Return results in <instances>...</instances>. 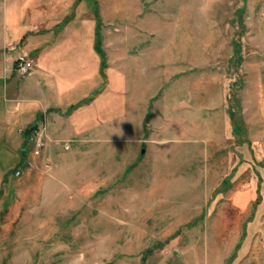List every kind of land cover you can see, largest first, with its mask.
<instances>
[{"label": "rangeland", "instance_id": "1", "mask_svg": "<svg viewBox=\"0 0 264 264\" xmlns=\"http://www.w3.org/2000/svg\"><path fill=\"white\" fill-rule=\"evenodd\" d=\"M1 1L0 264H264V0Z\"/></svg>", "mask_w": 264, "mask_h": 264}, {"label": "crops", "instance_id": "2", "mask_svg": "<svg viewBox=\"0 0 264 264\" xmlns=\"http://www.w3.org/2000/svg\"><path fill=\"white\" fill-rule=\"evenodd\" d=\"M40 0H5L1 1V5L5 8V24L10 25L11 28V36H20L23 37L24 34H30L31 36L26 37L27 43L31 41V45L36 44L37 47L31 46V54L38 53V65L37 69H34L29 72L28 76L31 78L37 79L39 74H43L44 78L42 83H39V80L36 81V89L40 94L43 91H49V95L57 98V95L60 94L63 84L61 83L62 71L57 68L62 66L64 63L63 55L58 52L61 50L60 46L54 45V41H52V37L48 34H51V13H50V4L52 1L44 0V7H48L41 9L38 8V2ZM49 1V2H47ZM49 4V5H46ZM20 26L23 27V31H20ZM8 30V29H7ZM44 45V46H43ZM46 45H53V51H47ZM39 47V48H38ZM39 50V51H38ZM49 50H52L49 49ZM50 52V53H49ZM32 60V58H31ZM19 61V60H18ZM12 62L11 68L18 62ZM9 68V69H11ZM38 99V98H37ZM41 101V100H40ZM43 103V101H41ZM52 103L47 104L44 101L43 103V112L51 108ZM42 113V112H41Z\"/></svg>", "mask_w": 264, "mask_h": 264}, {"label": "built area", "instance_id": "3", "mask_svg": "<svg viewBox=\"0 0 264 264\" xmlns=\"http://www.w3.org/2000/svg\"><path fill=\"white\" fill-rule=\"evenodd\" d=\"M32 61L30 60H19L16 64H15V71H17L18 73H21L23 75H26L30 72V70L32 69ZM40 139L37 140V144L40 143Z\"/></svg>", "mask_w": 264, "mask_h": 264}, {"label": "trees", "instance_id": "4", "mask_svg": "<svg viewBox=\"0 0 264 264\" xmlns=\"http://www.w3.org/2000/svg\"><path fill=\"white\" fill-rule=\"evenodd\" d=\"M32 129H34V126H31L25 130V133L30 137V139L32 138Z\"/></svg>", "mask_w": 264, "mask_h": 264}, {"label": "water", "instance_id": "5", "mask_svg": "<svg viewBox=\"0 0 264 264\" xmlns=\"http://www.w3.org/2000/svg\"><path fill=\"white\" fill-rule=\"evenodd\" d=\"M142 153H143V151H142Z\"/></svg>", "mask_w": 264, "mask_h": 264}]
</instances>
